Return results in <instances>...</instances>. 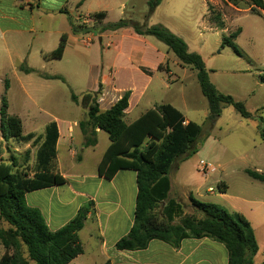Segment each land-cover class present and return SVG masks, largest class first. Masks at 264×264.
<instances>
[{
	"label": "crops",
	"instance_id": "obj_1",
	"mask_svg": "<svg viewBox=\"0 0 264 264\" xmlns=\"http://www.w3.org/2000/svg\"><path fill=\"white\" fill-rule=\"evenodd\" d=\"M81 1L0 0V83L4 84L8 92L12 88V83L8 79L11 73L19 80L22 91L28 97L32 93L29 87L34 86L33 74L43 82L58 79L50 77H61L65 81V78L58 72H54L51 67L61 62L67 54H75L81 63L84 60L90 62V78L82 96L86 93L96 95L100 109L106 111L128 92L130 98L125 121L131 124L155 105H160L150 98L149 93L152 90L159 91L160 87L170 89V84L166 81L155 84L154 75L160 71H167L163 65L169 62L171 51L166 45V52L160 50L161 48L152 41L154 37L139 36L129 28L104 32L101 30L103 25L120 20L138 22L132 18L140 13V9L145 4L147 5V0H86L80 5ZM213 1H216V6L219 4V0H207V2ZM225 2L228 3L229 10L232 12V15L229 14L230 20L225 18L226 15L220 5L214 17L206 19V22L215 30L218 26L223 28L227 23L247 18L252 14L264 17V7L259 8L249 0H239L235 3L225 0ZM159 7L152 16L157 13ZM70 15L76 24L88 27L97 25V28L86 34H74ZM228 27L221 31L228 30L229 35L239 31L235 41H239L247 29L240 26L232 32ZM255 31L257 32V28L253 29L254 33ZM63 35H66L67 40L62 57L60 59L45 58V55L58 48ZM105 39H107L106 42ZM149 53L152 58L148 57ZM81 55L85 57L84 60L81 59ZM168 73L169 79H173L174 73L171 67ZM23 80L28 81V84ZM77 97L81 101V97ZM143 104L146 106L145 111L135 116ZM172 106L177 108L175 105ZM24 112L28 121L27 131L24 118L17 116L22 121L23 135L32 133L35 138L43 137L47 125L56 122L59 138L54 172L66 179L63 185L28 193V204L38 208L49 228L55 231L73 219L81 207L90 202L93 203L92 212L85 221L84 228L79 232L83 253L69 264H106L107 262L110 264H228L229 252L226 246L209 237H186L181 240L178 247L155 239L150 241L148 247L143 250H118L115 247L116 243L129 233L134 224L137 196L136 172L120 170L112 180L99 176L98 165L110 145L107 133L98 129L96 144L86 147L81 123H60L57 118L49 123H39L30 116L28 108ZM12 116L16 115L12 114ZM0 117V146L4 148L5 145L7 147L8 140L3 136L1 112ZM184 117L185 123L192 121L187 116L184 115ZM88 133H90L89 129ZM27 145L32 149L31 143ZM35 148L37 151L38 147ZM98 150L100 155L95 158L96 169L93 171L83 169L86 155L99 152ZM33 152L34 149H32V155ZM0 159L8 160L1 149ZM72 162H77V165L72 166ZM170 182L169 199L182 207V212H179L181 215H186L183 203L172 196L175 187L171 179ZM221 183L223 182L218 184ZM189 191L192 192L189 186L181 184L179 197L192 199L193 194H188ZM226 193L220 192V195L224 196ZM196 195L201 196L200 193ZM260 205L264 208L263 202H260ZM165 206L166 203H162L155 211L161 219ZM231 211L242 213L250 221L260 248L253 258V263L264 264V217H255L252 210L249 212L250 216L240 207ZM178 221L177 219L174 223L177 224ZM8 227L7 224L3 228ZM4 253L5 249L0 243V259Z\"/></svg>",
	"mask_w": 264,
	"mask_h": 264
},
{
	"label": "trees",
	"instance_id": "obj_2",
	"mask_svg": "<svg viewBox=\"0 0 264 264\" xmlns=\"http://www.w3.org/2000/svg\"><path fill=\"white\" fill-rule=\"evenodd\" d=\"M85 1L82 0L80 5ZM229 1L235 3L237 0ZM249 1L259 8L264 7L263 0ZM162 2L147 0L146 18H150ZM69 19L74 34H86L97 28V25L88 27L76 24L71 15ZM123 28H129L139 36L156 38L175 54L182 65L196 70L201 91L209 105L208 120L215 122L225 104L233 106L244 118L251 116L242 103L220 93L210 80L203 58L191 52L186 42L171 30L163 25L148 27L145 23L131 20L103 25L101 30ZM238 35L239 31L231 33L223 39L222 47H232L240 54L235 46ZM66 40V35H63L58 48L44 57L60 59L66 48ZM129 98L127 92L109 110L102 111L96 95L86 93L81 101L74 93L71 95L75 104L88 109L86 120L80 122L85 146L96 144L98 129L108 134L110 145L98 165V175L112 180L120 170L136 172L134 224L115 247L118 250H143L155 239L178 247L186 237H209L226 246L228 264H254L253 258L260 248L255 230L246 216L240 212H230L218 204L195 200L192 204L202 217L181 215L182 207L169 199L171 182L168 175L171 168L182 155L190 151L196 153L197 148H192L201 135L202 127L194 121L185 123L184 115L171 104L155 105L136 121L127 124L125 116ZM0 112L6 119V125L2 126L4 138H14L18 143H31L38 147L32 166L30 150L25 152L22 163L17 157L0 159V219L9 225L8 228L0 227V243L5 249L0 264H30V261L35 264H69L83 253L79 232L92 212L93 203L81 207L66 225L52 231L42 212L28 204L27 194L66 183L62 175L54 172L59 138L56 122L47 125L43 137L35 138L32 133L23 135L22 121L8 114V102L4 97ZM261 138L264 141L263 130ZM245 172L253 180L264 184V171L246 169ZM218 188L220 192L227 190L225 183L219 184ZM162 203H166V206L161 219L155 211ZM177 219L179 221L175 224Z\"/></svg>",
	"mask_w": 264,
	"mask_h": 264
},
{
	"label": "rangeland",
	"instance_id": "obj_3",
	"mask_svg": "<svg viewBox=\"0 0 264 264\" xmlns=\"http://www.w3.org/2000/svg\"><path fill=\"white\" fill-rule=\"evenodd\" d=\"M218 2L216 6V1L163 0L157 13L151 18L145 17L148 11L145 4L140 13L135 14L132 19L145 23L148 27L164 25L168 29L171 28L186 42L191 52L203 58L211 81L220 93L242 103L251 114L249 118H244L233 106L225 104L222 106L221 116L215 122L208 120L209 105L201 91L196 70L183 66L175 54L169 52L170 63L166 62L163 65L167 71L156 73L154 79L155 84L166 81L170 84V89L160 87L159 91L152 90L149 96L159 104L175 105L185 116L202 127L201 135L192 148H197L196 153L190 151L182 155L171 168L168 176L175 187L172 196L183 203L186 215L197 218L202 216L193 207V200L218 204L230 212H233L231 209L239 207L247 214L252 210L255 217L262 218L264 208L260 202L264 203V184L253 180L245 171L264 170V141L261 138V131H264V17L252 14L231 23L226 21V26L223 28L218 26L215 30L206 19L214 17L219 5L223 8L225 18L229 19V14L232 15L225 0ZM227 26L232 32L240 26L247 28L239 41H235L240 54L232 47H222V40L228 37L229 33L228 30L223 32L221 29ZM255 28L256 33L253 32ZM152 41L161 48L160 50L167 51L162 42L155 38H152ZM76 57L75 54H67L61 62L51 67L54 72L61 74L65 81L57 79L43 82L33 74L34 86L29 87L32 93L28 97L22 91L19 80L9 73L8 79L12 83V88L7 92L4 84L0 83V109L4 97L8 102V114L24 118L26 131L28 123L24 112L26 108L30 110V116L39 123H49L56 118L60 123H80L86 120L88 109L77 106L71 95L75 93L79 97L82 96L90 78V62L85 61V57L82 56L81 59L84 61L81 63ZM148 57L152 58L150 53ZM169 67L174 73L171 80ZM23 82L28 84L26 80ZM145 109V104L141 105L135 116H139ZM2 123L6 125L5 118L2 119ZM7 140V147L0 146L1 152H5L6 159L17 157L22 163L25 152L30 150L32 166L36 146L32 147L34 149L32 155L29 145L18 143L14 138ZM98 151L86 155L83 169L86 171L96 169L95 158L100 155V150ZM201 160L213 163L217 171L205 177L199 169ZM76 161L79 162L78 159ZM74 165H77V162H72V166ZM221 181L228 187L224 196L220 195L218 188ZM181 184L192 189L188 194H193V200L179 197ZM209 188H213L212 194L208 192ZM198 193L201 196L196 195ZM253 222L255 224V221ZM0 225L7 226L2 221ZM30 263L35 264L33 261Z\"/></svg>",
	"mask_w": 264,
	"mask_h": 264
},
{
	"label": "built area",
	"instance_id": "obj_4",
	"mask_svg": "<svg viewBox=\"0 0 264 264\" xmlns=\"http://www.w3.org/2000/svg\"><path fill=\"white\" fill-rule=\"evenodd\" d=\"M86 23V20H85ZM199 169L200 172L205 176L208 177L210 176L212 173H215L217 171V168L215 167V165L209 161L206 160H201L199 162ZM210 193H213L214 190L213 188H209L208 190Z\"/></svg>",
	"mask_w": 264,
	"mask_h": 264
}]
</instances>
